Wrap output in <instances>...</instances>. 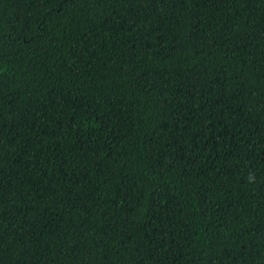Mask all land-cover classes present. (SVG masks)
<instances>
[{
  "label": "trees",
  "instance_id": "obj_1",
  "mask_svg": "<svg viewBox=\"0 0 264 264\" xmlns=\"http://www.w3.org/2000/svg\"><path fill=\"white\" fill-rule=\"evenodd\" d=\"M0 264H264V0H0Z\"/></svg>",
  "mask_w": 264,
  "mask_h": 264
}]
</instances>
